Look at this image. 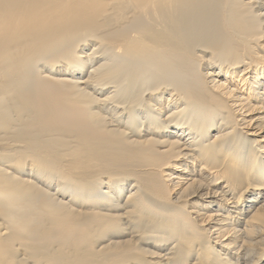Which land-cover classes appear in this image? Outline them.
<instances>
[{
	"label": "bare ground",
	"instance_id": "bare-ground-1",
	"mask_svg": "<svg viewBox=\"0 0 264 264\" xmlns=\"http://www.w3.org/2000/svg\"><path fill=\"white\" fill-rule=\"evenodd\" d=\"M0 264H264V0H0Z\"/></svg>",
	"mask_w": 264,
	"mask_h": 264
}]
</instances>
